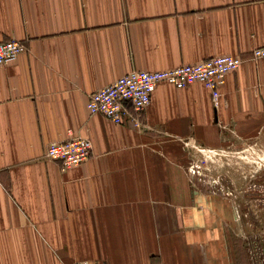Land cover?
Returning <instances> with one entry per match:
<instances>
[{
	"label": "crops",
	"instance_id": "0c3cea01",
	"mask_svg": "<svg viewBox=\"0 0 264 264\" xmlns=\"http://www.w3.org/2000/svg\"><path fill=\"white\" fill-rule=\"evenodd\" d=\"M8 39L27 50L0 66V264H241L233 193L202 182L196 152L264 131V0H0ZM222 54L245 60L218 105L196 81L159 84L139 127L88 109L134 69ZM75 136L92 154L63 170L47 146Z\"/></svg>",
	"mask_w": 264,
	"mask_h": 264
},
{
	"label": "built area",
	"instance_id": "2783aa9c",
	"mask_svg": "<svg viewBox=\"0 0 264 264\" xmlns=\"http://www.w3.org/2000/svg\"><path fill=\"white\" fill-rule=\"evenodd\" d=\"M26 50L27 46L21 40H0V66L10 63ZM249 59L255 62L264 60V45L254 47ZM244 60L240 55L222 54L169 69H134L92 92L87 106L91 114L101 113L116 124L131 120L139 127L142 126L139 115L150 104L152 93L159 84L168 83L183 88L196 81L204 83L213 102L218 105L227 74L236 70ZM92 148L90 138L75 136L51 142L47 146L46 157L57 161L65 170L85 162L91 156ZM217 181L214 179L212 182ZM77 264L106 263L83 260Z\"/></svg>",
	"mask_w": 264,
	"mask_h": 264
},
{
	"label": "rangeland",
	"instance_id": "374dc122",
	"mask_svg": "<svg viewBox=\"0 0 264 264\" xmlns=\"http://www.w3.org/2000/svg\"><path fill=\"white\" fill-rule=\"evenodd\" d=\"M234 150L207 153L197 149L196 174L219 193H233L238 228L243 231L238 242L244 255L241 264H264V131L260 138ZM244 218L249 222L241 223Z\"/></svg>",
	"mask_w": 264,
	"mask_h": 264
}]
</instances>
